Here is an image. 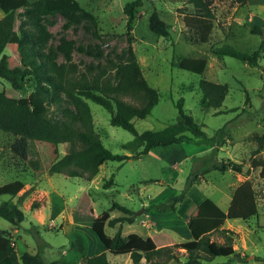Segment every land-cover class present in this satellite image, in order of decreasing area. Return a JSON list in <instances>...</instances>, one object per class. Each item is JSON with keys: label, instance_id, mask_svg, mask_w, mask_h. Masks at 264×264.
Here are the masks:
<instances>
[{"label": "rangeland", "instance_id": "obj_1", "mask_svg": "<svg viewBox=\"0 0 264 264\" xmlns=\"http://www.w3.org/2000/svg\"><path fill=\"white\" fill-rule=\"evenodd\" d=\"M45 1L50 8L85 9L96 16V21L83 19L70 23L59 12L44 15V22L52 34L48 46L55 47L61 37H66L78 45H99L103 49L102 57L75 50L72 61L81 70L89 72V66L93 64L96 67L93 72H98L109 58L132 45L144 76L160 93L152 112L145 118L134 119L139 131L160 130L174 122L178 115L176 102L184 97L186 111L208 135H214L222 127L220 133H226V138L217 150L206 144L184 141L153 147L148 153L123 162L108 160L96 176L86 180L48 171L34 175L27 158L14 149L19 136L0 129V186L15 179L24 182L17 195L1 194L0 203L8 201L10 206L18 205L25 212V219L19 224L0 217V243L12 242L20 254L25 250L40 251L48 262L63 260L85 264L82 256L107 250L105 238L110 239L117 231L118 224L112 226L109 223L112 217L122 214L119 209L111 208L114 201L138 212L134 223L124 224L125 235L137 232L147 239L151 238L149 234L162 231L171 234L175 242L193 240L206 232L207 222L200 213L186 218L176 211L159 212L150 205L170 201L175 194H187L196 203L210 197L226 208L236 187L249 180L256 191L258 214L247 220L228 219L223 224L235 231L234 247L247 258L227 261V257H217L213 263L264 264V176L261 174L264 167V50L259 65L213 52V47L224 44L243 51L258 47L261 36L252 34L250 28L256 23H264V0H214L215 24L210 40L204 43L197 41L194 29L184 22V14L194 8L189 0H143V5L136 10L137 18L129 34L124 5L132 0ZM154 9L169 23V37L158 36L150 30L149 17ZM3 14L0 9V17ZM17 43L18 33L15 32L5 48L11 66L20 64ZM182 56L206 57L205 72L180 68L177 61ZM59 60L64 61V57L60 55ZM202 78L228 84L229 90L221 107L201 104L199 81ZM9 88L10 82L0 77V91ZM30 90L22 91L21 95H28ZM89 103L96 130L104 144L115 153H130L122 145L134 135L111 124L110 112L105 107L93 101ZM59 146L61 154L68 149L67 143ZM205 157L231 158L242 163L243 171L212 170L184 191L187 176L203 164ZM111 176L114 182L106 188L105 183ZM84 191L92 194L96 211L94 226L72 221V210ZM164 222L170 227L161 228ZM77 235L84 239L82 253L72 247ZM212 238L224 241L219 232H214ZM179 250L184 251L183 248ZM109 258L112 264H133L129 254L109 253ZM180 258L182 263L186 260L183 255ZM141 264H146L144 259Z\"/></svg>", "mask_w": 264, "mask_h": 264}, {"label": "trees", "instance_id": "obj_2", "mask_svg": "<svg viewBox=\"0 0 264 264\" xmlns=\"http://www.w3.org/2000/svg\"><path fill=\"white\" fill-rule=\"evenodd\" d=\"M189 1L194 8L184 14V22L194 29L198 42H208L216 19L214 0ZM142 5L143 0L127 1L124 5L128 34L137 18L136 10ZM0 9L4 12L0 17V77L11 84V88L0 91V129L19 136L14 149L27 158L34 175L48 171L91 180L106 161L123 162L137 158L156 146L191 141L213 146L217 150L225 142L226 133H220L222 127L211 136L203 130L194 116L186 111L184 97L176 102L178 115L174 122L160 130L137 129L134 119L147 117L159 102L160 93L144 76L131 44L114 58H109L104 66L98 65V72H93L96 68L93 64L89 66V72L81 70L72 59L75 50L102 57L104 51L99 45H78L73 39L61 37L55 47L48 46L52 34L44 22V15L59 12L70 23L83 19L96 21V16L88 10L50 8L45 0H0ZM149 28L158 36L171 35L169 23L156 9L150 14ZM250 31L261 36L256 49L243 51L224 44L213 47V52L259 65L264 50V23L254 24ZM15 32L18 33L20 64L11 66L5 48ZM60 55L64 61L59 60ZM207 63L206 57L196 56H182L177 61L180 68L196 73H204ZM199 88L201 104L214 108L221 107L229 90L228 84L206 78L199 81ZM29 89L28 95H21L22 91ZM89 101L102 105L110 112L111 124L121 126L134 135L122 145L130 153H115L104 144L96 130ZM62 143L68 144L64 154H61L59 146ZM212 170L240 173L243 166L231 158L216 160L205 157L203 164L187 176L183 190L190 189ZM261 174L264 176V167ZM113 182L111 176L105 187L109 188ZM23 187L21 179L11 180L0 186V195L15 196ZM111 208L119 209L122 214L112 217L109 223L112 226L119 223L120 226L110 239L105 238L108 241L107 250L82 256L85 264H112L109 253L129 254L133 264H141L143 259L146 264H223L213 263L217 257H227V261H244L247 255H242L234 247L235 231L223 227V224L228 219L247 220L259 212L256 191L249 180L236 187L227 210L210 197L196 203L187 194H175L170 201L152 203L150 208L159 212L176 211L186 218L200 213L207 222L206 232L198 238L175 242L167 232L155 233L153 238L147 239L138 234H123L122 223H133L136 220L135 211L117 201L112 203ZM0 217L19 224L25 219V212L18 205L10 206L8 201H4L0 203ZM72 221L94 226L96 211L90 191H84L78 198L72 210ZM214 232L221 233L224 241L213 239ZM72 247L78 252L84 251L81 235L76 236ZM182 255L186 257L183 263ZM0 264L73 263L63 260L48 262L40 251L25 250L20 254L9 241L0 243Z\"/></svg>", "mask_w": 264, "mask_h": 264}, {"label": "crops", "instance_id": "obj_3", "mask_svg": "<svg viewBox=\"0 0 264 264\" xmlns=\"http://www.w3.org/2000/svg\"><path fill=\"white\" fill-rule=\"evenodd\" d=\"M249 2H259V0H249ZM229 205H230V204H228V205L226 206V208H224V209H225V210L228 209ZM136 219H137V218H136ZM135 221H136V220H135ZM135 221H134V222H135ZM134 222H133V223H134ZM125 223H128V222H124V223H122V229H123V226H124ZM117 224H118L117 226H118V228H119L120 224H119V223H117ZM129 224H132V223H129ZM167 226L170 227L169 224H166V222H164V223H163V226H161V228H162V227H167ZM118 228H117V229H118ZM161 232H162V231H159V232H157V233H161ZM131 233H132V232H131ZM132 234H137V232H133ZM149 236H150L151 238H153V234H149Z\"/></svg>", "mask_w": 264, "mask_h": 264}, {"label": "water", "instance_id": "obj_4", "mask_svg": "<svg viewBox=\"0 0 264 264\" xmlns=\"http://www.w3.org/2000/svg\"><path fill=\"white\" fill-rule=\"evenodd\" d=\"M137 213H138V212H137ZM137 213H135V215H136Z\"/></svg>", "mask_w": 264, "mask_h": 264}]
</instances>
